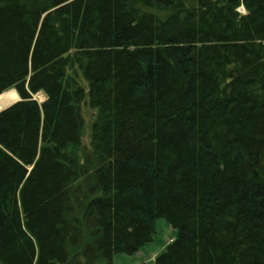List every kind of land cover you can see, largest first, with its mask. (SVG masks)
Listing matches in <instances>:
<instances>
[{
    "label": "trees",
    "instance_id": "obj_1",
    "mask_svg": "<svg viewBox=\"0 0 264 264\" xmlns=\"http://www.w3.org/2000/svg\"><path fill=\"white\" fill-rule=\"evenodd\" d=\"M10 89L0 264H264V0H0Z\"/></svg>",
    "mask_w": 264,
    "mask_h": 264
},
{
    "label": "rangeland",
    "instance_id": "obj_2",
    "mask_svg": "<svg viewBox=\"0 0 264 264\" xmlns=\"http://www.w3.org/2000/svg\"><path fill=\"white\" fill-rule=\"evenodd\" d=\"M241 11L244 12L243 8ZM14 89H10L11 91ZM7 91V92H8ZM36 98L40 101L44 100V95L39 94ZM82 112L85 117V129L83 136L84 145L89 144L90 129L95 111L90 108L87 101L82 103ZM177 234V230L165 218H160L156 224V232L153 235V240L144 245L139 251L134 254H116L113 264H153L157 255L162 252L166 245L171 242Z\"/></svg>",
    "mask_w": 264,
    "mask_h": 264
},
{
    "label": "bare ground",
    "instance_id": "obj_3",
    "mask_svg": "<svg viewBox=\"0 0 264 264\" xmlns=\"http://www.w3.org/2000/svg\"><path fill=\"white\" fill-rule=\"evenodd\" d=\"M17 99H19V95L15 90L4 92L3 94L0 95V108H4V107L10 105L11 103L16 101Z\"/></svg>",
    "mask_w": 264,
    "mask_h": 264
},
{
    "label": "water",
    "instance_id": "obj_4",
    "mask_svg": "<svg viewBox=\"0 0 264 264\" xmlns=\"http://www.w3.org/2000/svg\"><path fill=\"white\" fill-rule=\"evenodd\" d=\"M17 101H20V98L17 99L16 101H14L13 103H11L10 105H8L7 107L11 106L12 104L16 103ZM7 107H6V108H7ZM4 109H5V108H4Z\"/></svg>",
    "mask_w": 264,
    "mask_h": 264
}]
</instances>
